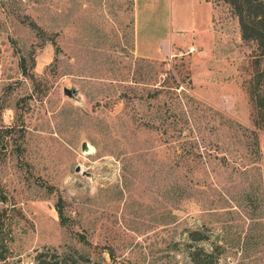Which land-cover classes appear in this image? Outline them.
Segmentation results:
<instances>
[{
	"label": "rangeland",
	"instance_id": "obj_1",
	"mask_svg": "<svg viewBox=\"0 0 264 264\" xmlns=\"http://www.w3.org/2000/svg\"><path fill=\"white\" fill-rule=\"evenodd\" d=\"M256 53L223 0H0V264H264Z\"/></svg>",
	"mask_w": 264,
	"mask_h": 264
},
{
	"label": "trees",
	"instance_id": "obj_2",
	"mask_svg": "<svg viewBox=\"0 0 264 264\" xmlns=\"http://www.w3.org/2000/svg\"><path fill=\"white\" fill-rule=\"evenodd\" d=\"M227 3L236 15L241 32V38L254 44L257 53L253 58L254 75L252 80L251 93L256 105L264 109V0H223ZM59 199L56 203V211L64 223L63 209ZM49 256L53 260H42V264H58L54 255L40 253L39 256Z\"/></svg>",
	"mask_w": 264,
	"mask_h": 264
},
{
	"label": "water",
	"instance_id": "obj_3",
	"mask_svg": "<svg viewBox=\"0 0 264 264\" xmlns=\"http://www.w3.org/2000/svg\"><path fill=\"white\" fill-rule=\"evenodd\" d=\"M63 93L68 97H75L77 95L76 91L74 89H70L68 87L63 88ZM92 149V147L86 142L83 141L81 144V150L82 152H89ZM80 166H76L75 171H80Z\"/></svg>",
	"mask_w": 264,
	"mask_h": 264
}]
</instances>
